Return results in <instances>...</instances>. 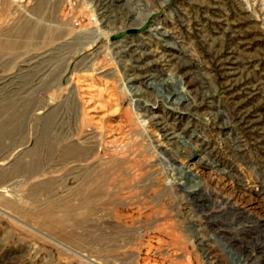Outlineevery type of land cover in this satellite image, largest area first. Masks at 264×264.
I'll use <instances>...</instances> for the list:
<instances>
[{"label":"rangeland","instance_id":"obj_1","mask_svg":"<svg viewBox=\"0 0 264 264\" xmlns=\"http://www.w3.org/2000/svg\"><path fill=\"white\" fill-rule=\"evenodd\" d=\"M113 1L0 0V264H264V0Z\"/></svg>","mask_w":264,"mask_h":264},{"label":"bare ground","instance_id":"obj_2","mask_svg":"<svg viewBox=\"0 0 264 264\" xmlns=\"http://www.w3.org/2000/svg\"><path fill=\"white\" fill-rule=\"evenodd\" d=\"M98 1H101L102 3L99 4L100 5L99 7H97L96 15L98 16V18H97L96 21H100L99 26H101L104 29V28H107V25L109 24L108 19H109L111 13L108 12V10H110V9L113 10V8L115 9L116 4H115V2L113 0H98ZM96 4H98V3H96ZM106 19H107L108 22L105 21ZM109 20H111V19H109ZM112 22H114V21H112ZM112 25H113V23H112ZM155 30H157V29H155ZM97 32H98V30H97ZM149 78L146 81L144 79L145 82L142 85L144 86L145 91L150 92L149 93L150 96H154V97H152L154 99V103H153L154 106H156L157 100L160 101V98H158L159 97L158 95L164 96L165 100H163L164 101L163 103L169 105V108H167L168 110L177 109L175 106H177V105L181 106L183 101L186 102L184 104V106H187L189 104V98L187 97V95H188L187 93L188 92L186 93L187 90L185 91L184 87H181V85H180L181 83L179 84L178 81H176V80H179L180 82H182L181 79H174L173 80L172 77H169V79H166V80L162 79L160 81V80H156L154 78H150V79ZM135 82H137V83L139 82V80L137 78H135V77L130 76V78L127 79V84H129V85L133 86V83L135 84ZM177 86H180V87L177 88ZM129 87H131V86H129ZM160 105L162 106L163 104L160 103ZM147 106L148 105H144L143 104L140 107V109H138V111L142 112V116L147 117V115H145V114H149V112H147L148 109L147 110L145 109V108H147ZM151 108H153V107L151 106ZM176 141H177V144L180 145L179 146L180 148L178 147V150H180L181 153H182L183 148H188L191 151L190 154H192L195 157L199 156L197 154V152L195 151V149H193V147L189 143V141L185 140L184 137H179V138H177ZM202 160H204V159H202ZM202 160L199 159V162H200V165L203 166L204 162H202ZM213 163H216V162L213 161ZM205 165H209V164L205 163ZM216 165L218 166L217 163H216ZM191 172L192 171L190 170V168H185L183 166H180V167L178 166L171 172L172 175H170V176H171V179L174 181V183L177 186H179L178 183H180V184H182L181 186L184 189L188 188V186L191 188L193 185H194L193 187L200 186L199 185L200 181L197 180L196 177L193 176ZM191 190H193V188ZM188 191H189V188H188Z\"/></svg>","mask_w":264,"mask_h":264}]
</instances>
